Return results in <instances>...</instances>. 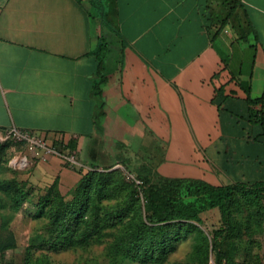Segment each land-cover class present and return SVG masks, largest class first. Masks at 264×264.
<instances>
[{
    "label": "crops",
    "instance_id": "crops-1",
    "mask_svg": "<svg viewBox=\"0 0 264 264\" xmlns=\"http://www.w3.org/2000/svg\"><path fill=\"white\" fill-rule=\"evenodd\" d=\"M106 1L108 24L95 0H0V134L72 143L70 155L103 146L111 165L213 186L264 182V0H238L245 41L223 0ZM23 156L34 179L68 173L56 156Z\"/></svg>",
    "mask_w": 264,
    "mask_h": 264
},
{
    "label": "trees",
    "instance_id": "trees-1",
    "mask_svg": "<svg viewBox=\"0 0 264 264\" xmlns=\"http://www.w3.org/2000/svg\"><path fill=\"white\" fill-rule=\"evenodd\" d=\"M223 6L228 13L225 20H231L240 39L245 41L254 31L246 14L242 10L240 13L242 7L238 0H223ZM106 13L101 14L102 21ZM106 51L107 44L103 41L93 51L99 79L94 86L95 91L107 80L104 73ZM262 114V110L255 113L251 122H262ZM8 142L0 144V169L7 170L5 145ZM70 144L68 147L63 143L47 145L63 155L66 151L74 150V145ZM118 164L133 175L138 185L125 183L120 171L110 170L115 164L101 168V171L91 165L85 172L79 169V180L70 201L64 200L56 179L44 195L38 196L33 217H44L48 221V238L40 240L39 247L57 251L83 246L92 238L99 237L102 231L116 228L118 233L110 249L111 258L121 256L139 264H164L178 241L192 232L201 233L197 227L202 225L201 214L217 210L221 225L219 231L211 233L213 262L222 264L223 257L224 264H233L229 258L232 250L229 248L221 253L217 234L220 232L229 238H238L242 225L234 219V212H240L243 206H249V210L256 206L254 210H258L259 200H264V182L213 186L200 179L162 176L150 164L137 163L130 167L123 160H119ZM33 188L14 178L0 180V209L7 207L13 214L18 212L32 197ZM121 192L126 194L125 204L117 209L103 208V201L114 200ZM139 195L142 204L139 203ZM2 228L0 264H4L5 253L16 248L13 233L7 227ZM231 240L233 244L234 240ZM34 246L27 247V255ZM208 253L207 239L202 236L197 243L195 256L200 262L207 263ZM24 262L27 263L28 259L25 258Z\"/></svg>",
    "mask_w": 264,
    "mask_h": 264
},
{
    "label": "rangeland",
    "instance_id": "rangeland-1",
    "mask_svg": "<svg viewBox=\"0 0 264 264\" xmlns=\"http://www.w3.org/2000/svg\"><path fill=\"white\" fill-rule=\"evenodd\" d=\"M95 2L96 4L99 2L96 5L98 10L102 7L105 12L107 11L106 0H95ZM107 13L104 17L105 24H108L107 20L109 19ZM99 19L101 20V18ZM92 138L94 137L92 136ZM104 144L106 143L101 142V145ZM113 146L114 143L112 142L111 147ZM5 147L6 163H4L7 166V170L4 168L0 169V180H12L14 178L20 182H24L26 185L34 187L32 197L28 199L18 212L13 214L7 207L0 209V234H2V227H7L13 233L16 241V248L8 250L5 253L8 264H139L125 260L121 256L111 258L110 249L118 233L116 228L102 231L99 237L92 238L88 244L83 246L57 251H51L38 246L40 240L48 238V221L44 217H33L38 196L44 195L49 185L56 179L58 189L64 197V200L66 202L70 201L73 188L79 180V169L85 172L93 165L97 166L98 170L101 171V168L111 166V163H108L109 161H105L103 158L105 151L103 146L99 147L101 151V156L99 157L95 153H93V156L79 155L77 152L76 154H72L76 165L56 155L60 161V167L68 170V173L66 172L61 176L55 175L53 178L36 174L37 176L34 175L36 176L35 179L33 178L34 171L32 167L26 163L23 156L27 150L35 149L25 143H15L13 141L8 142ZM67 152L63 153V156L69 157L70 154ZM12 161L22 162L21 164H13ZM115 169L120 171L125 183L138 185V182L134 181L133 175L126 172L122 165H115L110 170ZM125 196V192H121L116 199L103 201L102 206L106 210H111V208L117 209L121 204L126 203ZM137 197L139 203L142 204L141 196L139 195ZM258 205V210H254L256 206L251 208V210H249V206H243L244 208L240 212H234V219L242 225L238 233V238H229L220 232L217 234L216 240L222 251L221 253L225 250H232L228 252H230L229 258H231L233 264H264V200L260 199ZM201 220L202 225L197 226L201 233L192 232L184 239L178 241L175 249L168 255L167 261L164 264H214V256L211 251L213 243L211 233L213 231H219L220 229L219 213L217 210L205 212L201 214ZM202 236L207 239L209 246L207 263L200 262L195 256L197 243L202 240ZM230 240L234 243L231 244ZM30 245L35 246L30 249V254L27 255V247ZM25 258L28 259L27 263H25L26 261L24 262ZM221 259L222 264H224L225 259L223 257Z\"/></svg>",
    "mask_w": 264,
    "mask_h": 264
},
{
    "label": "built area",
    "instance_id": "built-area-1",
    "mask_svg": "<svg viewBox=\"0 0 264 264\" xmlns=\"http://www.w3.org/2000/svg\"><path fill=\"white\" fill-rule=\"evenodd\" d=\"M6 141H13L15 143H25L28 146L34 148L36 151L42 152L46 156L58 155L63 157L67 162L75 164L72 155H70L69 157L60 155L54 148L48 146L43 139L36 137L28 132L18 130L14 127H11L10 129L0 134V144ZM12 162L13 164H17V163L21 164L22 161L20 162L12 161Z\"/></svg>",
    "mask_w": 264,
    "mask_h": 264
}]
</instances>
